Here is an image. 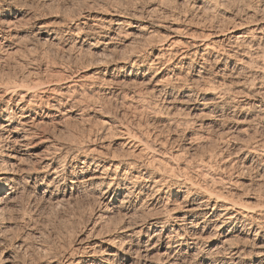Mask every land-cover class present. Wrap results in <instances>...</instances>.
<instances>
[{
    "label": "bare ground",
    "instance_id": "bare-ground-1",
    "mask_svg": "<svg viewBox=\"0 0 264 264\" xmlns=\"http://www.w3.org/2000/svg\"><path fill=\"white\" fill-rule=\"evenodd\" d=\"M202 4L215 8L218 1ZM27 5L25 0H0V52L7 56L13 49L28 50L34 37H44L42 45L55 42L101 54L94 62L99 90L106 83L140 87L150 98L146 103L158 98L157 113L179 112L187 116V125L204 120L197 127L215 128L224 147L201 160L192 175L190 161L179 165L184 148L171 152L150 130L127 122L118 124L119 145L130 153L117 155L100 143L108 134L103 119L99 130L90 129L67 144L45 126L70 117L73 103H79L75 89L84 83L79 76L66 75L71 80L60 88L39 67L33 68L0 81V215L17 196L26 198L21 209L28 213L36 200L55 202L98 192L99 215L116 217L119 233L79 244L56 264H114L120 252L122 259L134 256L143 264H264V208L254 211L244 204L261 199L239 193L234 184L242 176L230 173L240 168L264 177V18L255 12L251 20L235 14L226 23L213 21L209 28L188 31L162 23L152 8L140 11L144 15L112 11L108 19L89 8L66 20L64 30L39 21ZM134 45L137 49L124 57L105 56ZM129 62L118 76L106 74L111 66ZM185 75L187 83L178 84ZM109 89L107 93L116 92ZM201 135L197 131L192 138ZM192 145L189 139L185 148ZM181 168L190 172L182 174ZM28 222L25 228L32 234L34 224Z\"/></svg>",
    "mask_w": 264,
    "mask_h": 264
},
{
    "label": "rangeland",
    "instance_id": "rangeland-1",
    "mask_svg": "<svg viewBox=\"0 0 264 264\" xmlns=\"http://www.w3.org/2000/svg\"><path fill=\"white\" fill-rule=\"evenodd\" d=\"M217 1L218 5L215 8H208L207 6H203L202 0H25L26 5L28 4L26 7L32 6L34 14L39 15V21L49 22L54 26L58 25L59 29L64 30H66L63 27L66 20L71 21L80 15V13L89 10V8L96 12L99 11L100 16L103 14V18L107 19L110 17L112 11L126 12L129 15H140L142 13L140 11L145 12V10L152 8L154 9L153 13L156 14L155 16L162 23L169 26L172 24L171 26L181 28L185 26V30L187 29L188 31L197 28H209V25L213 21L226 23L235 14L239 16L241 14L242 18L246 15L245 19L251 20V13L255 12L264 18V0ZM144 12L142 13L143 15ZM20 27L22 28V26L18 28ZM43 39L44 37H41L40 40L42 41ZM41 41H38L34 37L33 48L29 49L26 47L28 50L25 49V51L24 49H13L14 51L12 50L7 56V53L4 51L0 52V54L4 55V58L0 61V81L4 80L3 82H5L20 74H26L28 70H33V68L35 71L38 67L43 70V74H46L45 76H49L47 79L51 80L49 81L51 84H59L60 88L70 82L71 79L68 76L72 79L77 76L81 77V81L84 84L75 89L79 103H73L72 111L69 113L70 117L66 118L65 121L57 119L58 122H55L53 125L49 124L45 126L49 128L47 130L51 133V136L55 138L59 137V140L69 144L75 136L81 138L86 136L90 129L92 131L99 130L103 119L107 121V123L103 124V132L108 131V134H105L100 143L104 145V148L117 150L116 152L118 153L116 154L120 155L126 152L130 153L125 148L123 150L119 145L123 139L119 135L120 128L118 124L120 122H127L134 127L140 126L138 128L150 130L149 135H156V138L152 137L169 144H166V146L171 152H175L179 148V150H183L184 148L185 153L179 159V165H182L186 160L187 164L190 161L189 164L191 165L188 164L187 167L189 166L188 168L189 170L191 169L192 173L187 168H181L180 172L187 174L183 172L189 171L192 175H195L193 169L202 163L201 160H206L210 154L214 156L218 150L224 147L218 138L215 128H210L206 125L197 127L196 124L201 121L204 123V120L187 125L183 124L187 116L178 114L179 112L177 114L175 112L173 115H167L165 111H163L164 113H157L156 111H158L157 109L160 106L158 104L155 106L154 104L156 102L159 103L158 98L154 96L156 98H153L155 102L151 100L154 103H146L150 98H147V94L146 96L143 94L144 91L140 90V87L138 88L135 85L122 87L117 82L118 85L116 83H109L111 86L106 83L107 85L99 90L98 85H100V82L96 83L98 79L96 78L94 62L102 56L101 54H90L88 52L72 50L67 47H61L55 42L42 45ZM16 44L22 47L25 43L18 42ZM135 46L119 47L115 53L105 56L108 58L124 57L135 51L137 49ZM148 63L147 61L146 65ZM129 64L130 62L127 65L120 64L114 68L111 66L106 71V74L114 77L118 76L117 74L121 72L119 70L122 69V72L123 70L127 71ZM61 76L63 80L59 81L58 79L60 78L58 77ZM183 78L184 80H181L178 84L187 83L185 81L189 79V76L185 75ZM108 89L117 93H107ZM140 92L142 93L141 95ZM139 95L144 96L140 97ZM110 124L113 127L107 130ZM197 131L202 135L196 140L194 137L192 138V135ZM190 136L191 138H188ZM189 139L193 145L186 149L185 147ZM22 164L27 165L28 162L24 160ZM78 164H80L79 160ZM230 170H228L230 173L233 171L232 176L237 174V176H242L238 177V183L234 184L237 186L236 188L239 193L257 194L261 199V202L251 199L248 200V203L244 204L252 207L251 209L254 211L264 208V177L260 178L258 173L252 170L245 171V173L242 170L240 171V168ZM228 171L226 172L229 173ZM236 177H233V179H237ZM68 179L69 175L67 176ZM110 180H105L101 186V190L107 187ZM54 185L55 183L51 189ZM6 191L7 186L3 188L1 193L3 194ZM97 193L92 195V197L91 194L84 192L73 195L68 199L58 200L59 202L36 200L34 201V207L32 206L30 211H26L28 213H25L21 209L26 205V198L17 196L13 199L10 210L3 212V216L2 214L0 215V264H56L58 258L63 257L67 251L72 250L79 244L84 242L93 243L98 239H107L108 237L117 235L119 233L118 227L121 224L117 223L116 217L108 219L99 215V213L103 212V208L97 202ZM182 196L183 191H180L179 197L182 198ZM23 217L26 218L25 220L28 219L31 227L34 224V233L28 234ZM116 226L118 227L114 229ZM90 229H93V231L87 236ZM97 230H99L98 234L96 233ZM19 243H21V246H18ZM254 255L252 253V256ZM113 261L114 264H143L142 259L140 260L134 256L127 260L122 259V252Z\"/></svg>",
    "mask_w": 264,
    "mask_h": 264
}]
</instances>
